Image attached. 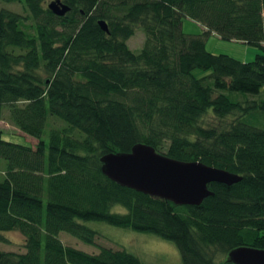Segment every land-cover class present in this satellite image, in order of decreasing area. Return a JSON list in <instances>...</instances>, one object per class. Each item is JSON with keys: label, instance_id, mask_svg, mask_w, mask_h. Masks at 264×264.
I'll use <instances>...</instances> for the list:
<instances>
[{"label": "trees", "instance_id": "1", "mask_svg": "<svg viewBox=\"0 0 264 264\" xmlns=\"http://www.w3.org/2000/svg\"><path fill=\"white\" fill-rule=\"evenodd\" d=\"M0 1L23 11L0 8V119L5 109L35 140L0 131V244L5 231L23 236V252L0 248V264H144L123 249L63 245L61 231L93 244L96 232L78 220L155 234L181 264H231L218 257L264 248V0H60L62 15L45 0ZM184 17L202 32L184 33ZM135 27L144 40L132 52ZM208 33L258 52L248 61L212 54ZM206 113L215 124L202 123ZM136 143L240 179L208 183L197 205L119 186L99 158Z\"/></svg>", "mask_w": 264, "mask_h": 264}, {"label": "water", "instance_id": "2", "mask_svg": "<svg viewBox=\"0 0 264 264\" xmlns=\"http://www.w3.org/2000/svg\"><path fill=\"white\" fill-rule=\"evenodd\" d=\"M47 8L55 15L68 10L60 0H51ZM97 24L107 31L103 20ZM99 161L103 175L117 185L175 205L199 204L211 194L207 189L210 182L229 185L240 179L235 173L199 161L172 159L141 143L132 145L128 152L104 154ZM225 260L231 264H264V248L235 247L227 252Z\"/></svg>", "mask_w": 264, "mask_h": 264}, {"label": "rangeland", "instance_id": "3", "mask_svg": "<svg viewBox=\"0 0 264 264\" xmlns=\"http://www.w3.org/2000/svg\"><path fill=\"white\" fill-rule=\"evenodd\" d=\"M50 1L45 0L44 5ZM0 8L13 9L23 14L21 6L18 3L0 1ZM181 29L184 33L188 34H200L202 32V27L198 23L185 17L181 19ZM143 40V30L140 27H135L132 35L126 40V45L132 52H137L142 46ZM204 48L212 54L222 53L241 61L251 60L254 54L258 52L255 47L234 40L220 39L214 33H208L204 36ZM193 73L196 76L203 74L199 69H194ZM260 93L263 94L264 90L260 91ZM254 98L256 99V97ZM201 121L204 124L216 123V119L209 113H206ZM262 123H264V120H262ZM59 124L61 123L56 120L52 123V125ZM0 131L4 140L30 146L35 142L34 138L21 133L13 125L5 109L2 111L0 119ZM47 131L48 129L46 128L42 136L45 142L47 140ZM1 164L4 165L2 159H0V171L3 169ZM112 211L123 212L124 209L119 205H114ZM78 222L96 232L93 244H85L66 232L61 231L58 233V238L63 245L72 246L90 253L96 252L100 246L112 249H123L135 255L144 264H181L179 252L173 242L164 240L155 234L120 228L103 221L78 220ZM2 235L5 240L0 244L2 250L23 252V236L18 231H5ZM222 258L225 260L226 255L224 257L219 256L218 260Z\"/></svg>", "mask_w": 264, "mask_h": 264}]
</instances>
